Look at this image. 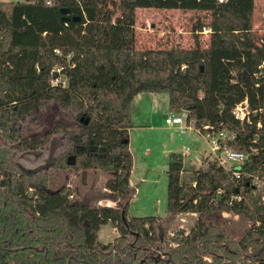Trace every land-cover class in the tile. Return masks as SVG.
<instances>
[{
  "label": "trees",
  "instance_id": "1",
  "mask_svg": "<svg viewBox=\"0 0 264 264\" xmlns=\"http://www.w3.org/2000/svg\"><path fill=\"white\" fill-rule=\"evenodd\" d=\"M254 1L0 0V264H264V202L253 184L264 178V43L253 34ZM64 7L80 19L61 21ZM136 8L209 12L208 45L137 49ZM163 92L171 113L232 134L229 146L247 154L239 178L207 161L187 184L182 154H168L165 219L197 214L172 235L164 217L128 214L132 103ZM244 99L240 122L232 110ZM50 103L68 121L25 137L23 123ZM59 131L68 146L51 167L109 172L106 193L74 199L49 170L21 167L20 153L45 148ZM221 211L251 221L239 240L206 221ZM107 223L118 236L103 243Z\"/></svg>",
  "mask_w": 264,
  "mask_h": 264
},
{
  "label": "rangeland",
  "instance_id": "2",
  "mask_svg": "<svg viewBox=\"0 0 264 264\" xmlns=\"http://www.w3.org/2000/svg\"><path fill=\"white\" fill-rule=\"evenodd\" d=\"M209 21V12L200 10L136 8L135 46L137 49L206 47L209 42ZM200 25H203L201 29ZM253 34L258 43H264V0L254 1ZM143 95L152 98L149 104L144 106L147 110L146 118L144 115L139 118L136 113L139 102H135L133 126L128 132V148L133 163L130 185L135 189L128 206V214L164 217L159 223L167 228L169 235L178 229L188 231L194 225L197 214L177 213L170 220L165 219L167 156L170 152L182 154L184 168L181 181L187 184L190 183L192 171L196 167H206L209 161L208 144L195 130L181 133L176 125L165 122L166 117L170 115L185 114L169 112L167 93ZM67 121L64 108L57 103H50L27 118L22 125V134L25 137L38 136L53 130L57 122ZM67 146L66 133L55 132L45 148L20 153L18 162L24 170H49L54 182L70 189L74 199L91 200V195L106 193L104 185L109 172L87 171L82 175L81 170H60L51 167L65 152ZM187 147L189 151L186 150ZM99 203L111 206L115 204L109 199H102ZM206 221L224 228L235 240H239L252 224L244 216L227 211L210 215ZM117 236V229H114L111 223H107L100 227L98 241L107 243ZM206 259L211 261V257Z\"/></svg>",
  "mask_w": 264,
  "mask_h": 264
},
{
  "label": "built area",
  "instance_id": "3",
  "mask_svg": "<svg viewBox=\"0 0 264 264\" xmlns=\"http://www.w3.org/2000/svg\"><path fill=\"white\" fill-rule=\"evenodd\" d=\"M59 69H57L58 73ZM59 82L58 79L54 80V83L57 84ZM65 81H63L64 83ZM233 115L240 122L244 120H248V102L246 99L242 100L232 110ZM165 122L167 124L176 125L181 133H185L187 130H195L199 134H201L208 144V157L209 161L217 163L219 166H222L226 170L232 171L233 175L236 178L240 177L241 172L238 170L240 166L247 159V154L236 150L229 146L228 141L233 137L232 134L224 132V131H211L208 130V125H204V131L199 127H195L192 122L187 121L186 115L183 116L174 114L166 117ZM258 126L260 124L258 123ZM189 151V148H186ZM200 163V161L198 162ZM200 167H196L198 169ZM183 170L181 171V174ZM192 185L195 183L192 181ZM253 184L262 191V200L264 202V178L261 177H253Z\"/></svg>",
  "mask_w": 264,
  "mask_h": 264
},
{
  "label": "crops",
  "instance_id": "4",
  "mask_svg": "<svg viewBox=\"0 0 264 264\" xmlns=\"http://www.w3.org/2000/svg\"><path fill=\"white\" fill-rule=\"evenodd\" d=\"M146 94H148V93H146ZM143 95V93L142 94H139L138 96H136V98L134 99V101H133V103H132V116H131V119H132V124H133V115H134V107H133V104L135 103V102H139V104H137V109H136V113L139 115V118H141V115H144L145 116V118H146V115H147V110L146 109H144V106L146 105H148L149 104V101L152 99L151 97H146V96H144ZM170 112V111H169ZM143 117V116H142ZM128 132H129V130H128ZM128 142H129V139H128ZM133 164V163H132ZM181 178H182V176H181ZM130 181V180H129ZM132 187V186H131ZM133 188V187H132ZM134 189V188H133ZM134 194H135V189H134ZM133 194V195H134ZM100 204H103V205H110V204H104V203H100ZM114 229H115V227H114ZM99 232V231H98ZM97 239H98V235H97Z\"/></svg>",
  "mask_w": 264,
  "mask_h": 264
},
{
  "label": "water",
  "instance_id": "5",
  "mask_svg": "<svg viewBox=\"0 0 264 264\" xmlns=\"http://www.w3.org/2000/svg\"><path fill=\"white\" fill-rule=\"evenodd\" d=\"M60 13H61V21H69V20H72V21H78L80 19L79 16H76V15H71V10L69 8H61L60 9ZM57 72H53V75H56ZM68 163L69 164H72L73 163V158L72 157H69L68 159Z\"/></svg>",
  "mask_w": 264,
  "mask_h": 264
},
{
  "label": "flooded vegetation",
  "instance_id": "6",
  "mask_svg": "<svg viewBox=\"0 0 264 264\" xmlns=\"http://www.w3.org/2000/svg\"><path fill=\"white\" fill-rule=\"evenodd\" d=\"M69 159V158H68Z\"/></svg>",
  "mask_w": 264,
  "mask_h": 264
}]
</instances>
